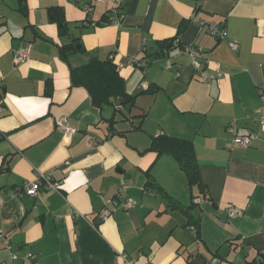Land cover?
I'll use <instances>...</instances> for the list:
<instances>
[{
    "label": "crops",
    "instance_id": "obj_1",
    "mask_svg": "<svg viewBox=\"0 0 264 264\" xmlns=\"http://www.w3.org/2000/svg\"><path fill=\"white\" fill-rule=\"evenodd\" d=\"M55 7L70 34H60ZM114 7L112 0H0V264H32L29 251L38 264H259L264 0H124L121 25L111 23ZM211 23L228 36H214ZM73 38L78 49L64 57ZM29 43L30 57L16 65ZM189 48L203 54L206 72L223 75L203 81ZM111 55L138 95L131 109L97 105L73 83V68ZM151 83L162 89L144 92ZM61 117L76 129L70 138ZM157 133L193 142L202 185L190 184L174 156L148 150ZM250 133L249 147L235 143ZM39 178L37 196L26 195ZM125 185L129 209L111 202ZM157 185L184 206L193 201L194 219L169 207ZM231 206L241 214L230 216Z\"/></svg>",
    "mask_w": 264,
    "mask_h": 264
},
{
    "label": "trees",
    "instance_id": "obj_2",
    "mask_svg": "<svg viewBox=\"0 0 264 264\" xmlns=\"http://www.w3.org/2000/svg\"><path fill=\"white\" fill-rule=\"evenodd\" d=\"M122 12L124 13V11ZM53 15L54 19L59 24L60 34H70L69 24L63 11L59 7H55ZM81 26H83V24H81ZM181 31L182 28L179 29V33ZM79 39L80 38H73L71 42L63 45L62 52L64 57L78 49L76 45L79 43ZM164 42L163 45H166L167 42ZM72 80L75 85L87 88L93 101L97 105L102 106L103 104H109L115 107L120 104L122 108L119 111H122L123 107L131 109L135 106L138 95L128 91L126 81L119 73L117 64L112 58V55L104 60L93 57L90 58L86 64L73 68ZM161 89L162 88L159 85L151 83L148 89L144 92L155 94ZM47 94H52L51 88H48ZM148 150L155 151L158 154L165 153L174 156L178 160L182 170L188 176L190 184L202 185L194 145L191 140L161 133L153 138ZM157 188L158 192L168 201L169 207L180 208L191 218V220L194 219V216L191 213V209L195 205L193 201L190 205L184 206L160 185H157ZM195 222H197L198 225L200 224L197 220H195ZM198 233L200 234L199 230Z\"/></svg>",
    "mask_w": 264,
    "mask_h": 264
},
{
    "label": "built area",
    "instance_id": "obj_3",
    "mask_svg": "<svg viewBox=\"0 0 264 264\" xmlns=\"http://www.w3.org/2000/svg\"><path fill=\"white\" fill-rule=\"evenodd\" d=\"M96 1H100V0H96ZM112 1L115 3V7L113 8L114 18L111 19V23L115 24V25H121L123 18H124V13L122 12L124 0H112ZM85 10L87 13H89L93 10V6L87 5L85 7ZM209 29H210V32L214 36L221 37V38H226L228 36L227 30L221 29L219 27V25L216 23L209 24ZM229 45L234 50L238 49V43L235 41H229ZM32 48H33V44L29 43L26 46H23L20 50H18L17 53L15 54V57H14V63L16 65H19L22 62L26 61L30 57V53L32 51ZM189 53L191 54L192 59H193L192 65L195 68V70H197L201 73L200 75H201V79L203 81L215 80V79L220 78L223 75V73L221 71H216L214 73H208L204 70V63L201 60V58L203 57V54L199 50H197L195 48H189ZM117 106L119 109H121V107H122L120 104ZM0 112H1V104H0ZM263 122H264V119L262 118V123ZM57 124L65 132V136L67 138H70L71 135L76 132V129L69 125L66 117H61L60 119H58ZM159 134H161V133H157V135H159ZM254 137H255L254 133L245 134V135H238L237 134L236 137L234 138V141L238 146L246 148L252 144ZM43 178L46 179L49 188H56L57 187V184L48 181L47 177H43ZM40 179L41 178L27 184V187L25 189L26 195H28L32 198L37 196L38 189H39L40 184H41ZM127 187H128L127 185L122 186L119 189L117 196L111 200V202L113 203V205L115 207H117L119 204L120 205L122 204L127 209L133 207L134 204H133L132 200L127 199V200L122 201V199H121V197H122L121 194L127 189ZM4 202H5L4 198L0 196V207L4 204ZM228 213L230 216L239 215V214H241V209L234 207V206H231L228 208ZM110 215H111V210L107 207V208L102 209L98 216L100 219L105 220ZM4 247L9 251L12 260H18L20 258V255L14 249V247L11 243L6 242ZM25 257L28 260H30L32 262V264H38L37 260H36V255L32 251L27 252ZM124 264H132V261H129L126 259L124 261Z\"/></svg>",
    "mask_w": 264,
    "mask_h": 264
},
{
    "label": "water",
    "instance_id": "obj_4",
    "mask_svg": "<svg viewBox=\"0 0 264 264\" xmlns=\"http://www.w3.org/2000/svg\"><path fill=\"white\" fill-rule=\"evenodd\" d=\"M92 2V1H91ZM171 46L170 44H168V47ZM78 47H80L78 45ZM257 261L259 264H264V255H261L260 257L257 258Z\"/></svg>",
    "mask_w": 264,
    "mask_h": 264
}]
</instances>
